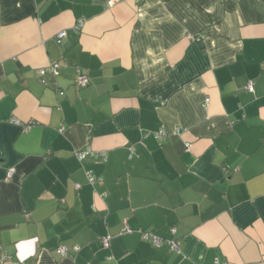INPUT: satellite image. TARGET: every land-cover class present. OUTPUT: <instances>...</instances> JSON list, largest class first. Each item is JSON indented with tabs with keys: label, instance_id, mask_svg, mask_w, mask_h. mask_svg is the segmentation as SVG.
I'll return each instance as SVG.
<instances>
[{
	"label": "crops",
	"instance_id": "obj_1",
	"mask_svg": "<svg viewBox=\"0 0 264 264\" xmlns=\"http://www.w3.org/2000/svg\"><path fill=\"white\" fill-rule=\"evenodd\" d=\"M0 264H264V0H0Z\"/></svg>",
	"mask_w": 264,
	"mask_h": 264
},
{
	"label": "built area",
	"instance_id": "obj_2",
	"mask_svg": "<svg viewBox=\"0 0 264 264\" xmlns=\"http://www.w3.org/2000/svg\"><path fill=\"white\" fill-rule=\"evenodd\" d=\"M107 1H108L109 5H111L113 3V0H107ZM82 22H83V18L78 19L75 29H78L80 24H82ZM65 37H66V32L61 31L56 35V41L58 43H61L62 39ZM58 67H59L58 61H53L49 65H47L46 67L40 68L38 70L40 82L44 83L46 81V75H51V76L55 77L57 74ZM77 71H78V75L75 78V84L80 88L85 87L88 84V77L85 73L81 72L79 69H77ZM246 89L248 91H253V84L251 81H249L246 84ZM58 93L63 94L62 90H59V89H58ZM62 130H63V128L61 127L59 129V131H62ZM176 130L178 131V129H176ZM153 135L156 138H163L166 135V132L163 128H160L157 131H154ZM129 151H130V156H131V154L133 153V146L129 147ZM74 155L76 156V158L79 161H82L87 156L97 157V158H100L101 160H106V154L104 151L95 150V149L91 148L90 146H86L83 149L75 150ZM13 171H14L13 168H10L7 172L6 178H10L12 176ZM86 177H87V182L91 185L94 184L97 180V178L92 174V172L90 170L86 171ZM74 187L78 188L79 184L74 183ZM122 231H125V232L130 231V228H129L127 223L124 224ZM109 238H110L109 235H105V236L100 238V243H101L102 247H104V248L109 247ZM141 238L143 240H146V241L153 243L156 246H159L162 242L161 238L157 237L152 232L142 231L141 232ZM168 244H169L170 249L177 250V251L179 250V243L176 240H169ZM73 249L78 250L79 246H74ZM56 251L58 253H60L61 255H67V250H66V247H64V246H60V247L56 248Z\"/></svg>",
	"mask_w": 264,
	"mask_h": 264
}]
</instances>
